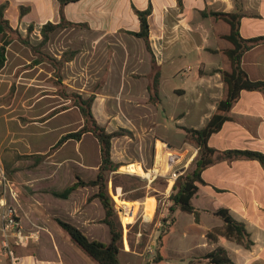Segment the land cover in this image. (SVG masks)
<instances>
[{
	"label": "crops",
	"instance_id": "crops-1",
	"mask_svg": "<svg viewBox=\"0 0 264 264\" xmlns=\"http://www.w3.org/2000/svg\"><path fill=\"white\" fill-rule=\"evenodd\" d=\"M239 3L243 9L242 37L263 36L264 0H82L64 9L66 22L77 26L57 30L50 36L45 50L58 59L68 50L77 51L75 58L65 64L64 83L80 94L95 96L93 114L109 133L119 129L141 133L145 154L142 153L140 160L125 162L132 165L149 162L152 156L147 155L146 146L154 149L159 160L165 152L161 143L164 142L178 153L182 149L178 164L187 159L185 166H188L196 159L198 150L185 140L182 145L174 146L158 135V128L170 124L185 137L184 128L202 129L218 112V104L227 93L222 75L215 71H231V61L224 51L233 45L223 38L230 34V25L209 13H234ZM3 4L8 5L5 19L21 35L26 37L29 26L34 27L33 40H42L45 24L61 22L57 0H0V6ZM149 8L152 10L148 17L150 50L135 35L141 30L138 12ZM5 39L0 33V46ZM15 43L16 40L7 48L14 55H7L8 61L0 72V203L17 208L21 234L25 237L19 240L15 233L11 234V249L17 264H98L57 222L61 219L72 223L90 239L110 243V230L102 222L105 210L100 201L86 199L82 210L74 203L75 197L88 187L79 188L68 199L53 195L76 183L78 178H85L78 174L75 182L63 186L60 150L47 160L52 169L47 173L27 171L29 166L25 168L24 161L16 159L17 155L47 154L64 135L60 119L64 112L55 114L53 126L49 125L51 119L43 127H36V132L22 124L33 100L43 102L39 109L41 116L62 107L63 100L47 82L53 73L47 64L39 68L38 74L33 73L34 69L18 75L17 71H4L11 62L18 69L21 60H27L21 49L14 47ZM242 66L252 81H264V43L243 55ZM42 73L47 79L38 77ZM157 76L159 101L155 103L152 89ZM13 86L15 89L11 90ZM227 115L229 120L212 136L210 146L221 152L249 150L264 154V93L243 91ZM48 134L52 138L50 142ZM113 149L112 145L114 159ZM87 150H78L73 156L72 162L78 168L87 166L86 159L94 151L89 147ZM81 157L85 160H80ZM127 170L135 172L133 168ZM203 178L206 184L200 186L193 198L200 220L194 214H179L166 246L164 264H211L207 256L218 248L226 251L232 264H264V166L257 160L220 158L205 170ZM10 188L17 197L11 195ZM166 194L164 206L169 214L172 205L169 189ZM149 202L154 203L148 214ZM138 203L142 220H153L158 211L157 199L147 197ZM220 209H227L236 221L245 225L253 242L251 248L223 236L216 241L208 238L209 233L225 227L223 220L215 215ZM2 211L0 205V264H11L2 249ZM137 219L128 225H134ZM122 253L131 256L126 264H134L136 258L142 259L141 264L148 263L145 254L138 251L137 243L126 234L121 242L120 261Z\"/></svg>",
	"mask_w": 264,
	"mask_h": 264
},
{
	"label": "trees",
	"instance_id": "trees-1",
	"mask_svg": "<svg viewBox=\"0 0 264 264\" xmlns=\"http://www.w3.org/2000/svg\"><path fill=\"white\" fill-rule=\"evenodd\" d=\"M60 5L61 22L59 24L47 23L44 25L41 31L42 40L38 45H33L30 42L29 36L33 31V26L28 28V36L22 37L18 29H13L10 22L5 19V10L7 4L0 6V33L3 34L6 39L3 45L0 46V71L4 69L7 61V47L10 46L15 40L19 41L24 46L30 48L38 56L37 64L47 62L53 68V86L57 89L56 95L66 101H71L72 106L79 109L83 119L84 126L77 132L70 133L62 137L55 148L60 147L68 140L81 141L86 134H92L100 146L101 164L99 167L98 175L96 179L85 181L78 178L77 182L66 188L61 192H53V195L61 198L68 199L70 195L77 191L79 188L97 187L98 192L94 194L90 200L98 199L105 210V218L103 223L106 224L110 230L111 241L109 244L103 243L99 240L90 239L80 228L72 223L66 222L61 219H57L58 224L62 229L70 236L71 240L92 260L98 264H121L120 251L121 242L124 239V230L120 221L116 204L113 197L119 195L118 187L114 185V196L110 195L109 180L113 173L119 171L122 167L121 164L116 163L112 158V144L113 140L117 137L132 135L131 131L121 130L113 133H109L105 127L101 126L93 114V104L95 102V96L92 95L85 98L82 94L76 92H68V88L64 85L63 79V67L66 63L71 62L77 55L76 51H68L58 59L52 57L43 52V48L50 40V36L59 29L69 28L77 26L71 22H66L64 17V9L66 6L78 3L82 0H57ZM23 8L21 9V16L23 15ZM152 10L149 8L145 11L138 12L141 30L135 35L142 38L147 48L150 50V27L148 17L151 15ZM209 16L216 20H224L231 27L229 35L223 36L224 39L232 43L233 48L225 50V55L229 58L232 64L231 71L218 70L215 73L222 75L223 82L226 89V98L218 104V112L211 118L208 124L202 129H190L184 128L185 141L193 145L198 150V155L194 160V168L190 169L187 173L180 176L173 187V191L170 195V201L172 205L169 209V215L164 220L166 228L159 237V246L157 248L156 258L152 263L146 264H164L167 260L166 246L170 235L175 231V226L178 221L179 214L190 213L194 214L197 221L200 220V212L193 205V198L199 191L201 185H205L206 182L203 178V173L207 168L212 166L218 159L224 158L229 160L246 158L251 160H257L264 166V154L249 150H230V151H218L210 146L209 142L213 135L219 133L223 128V125L229 120L228 113L231 111L234 103L240 98L243 91H258L264 93V81H252L242 66L243 55L255 48L256 46L264 43V35L260 37L245 39L240 32L241 20L243 18V9L241 3L237 5V12L234 13H221L211 12ZM8 34L10 35L8 37ZM12 36H16L15 39ZM158 76L153 84L152 101L158 103ZM58 111H55L57 114ZM27 155H17V160H26ZM47 155L38 157L39 161H44ZM9 173V170L7 171ZM215 215L220 217L225 227L223 230H216L213 233L208 234V238L212 241H216L219 236H223L228 240H232L251 248L253 242L251 236L248 233L245 225L236 221L227 209L218 210ZM207 258L211 264H232V261L227 256L224 249L218 248L214 252L210 253Z\"/></svg>",
	"mask_w": 264,
	"mask_h": 264
},
{
	"label": "rangeland",
	"instance_id": "rangeland-1",
	"mask_svg": "<svg viewBox=\"0 0 264 264\" xmlns=\"http://www.w3.org/2000/svg\"><path fill=\"white\" fill-rule=\"evenodd\" d=\"M32 33H33V31H32ZM27 36H28V34H27ZM12 37H14L15 39L17 38L16 36H12ZM22 37H24V36L22 35ZM26 37H24V38H26ZM29 39H30V42L35 46L41 42V41H37L35 39L34 40L31 39V35L29 36ZM16 42L17 43L13 44L14 47L17 50L21 49L22 56H25V58L30 63H27V60L23 59V60H21L22 66L20 68L16 69L13 67L14 63L11 62V65H8L4 71H6L7 73L17 71V75H18V74H22L24 71L34 69L33 73L38 74L39 68L43 65L45 66L46 64H47L46 66H48L53 71V68L47 62H43L41 64L36 65V61L39 59L38 56L34 52H32V50L30 48L24 46L23 44H21L17 40H16ZM68 51H74V50H68ZM68 51H66V52H68ZM43 52L47 55L54 57L52 54L46 52L45 47L43 48ZM10 54H13V53L8 51V49H7V55L10 56ZM7 61H8V57H7ZM7 61H6V63H7ZM35 67H36V69H35ZM64 67H65V65H64ZM64 67H63V69H64ZM62 73H63V70H62ZM38 77H43V78L45 77L46 78L47 76L44 73H42L41 75H38ZM52 77H53V73H52V76L50 77V79L47 80V82H49L51 87L56 89L53 86V83L51 80V79H53ZM63 79H64V76H63ZM79 80L82 82V81H86L87 79H78L77 81H79ZM64 81H65V79H64ZM64 85L66 86V88H68L69 93H71V92L79 93L77 91L71 90L65 83H64ZM14 89H15V87L13 86V88L11 90H14ZM55 93L56 92H54V94ZM57 96H59V95H57ZM83 96L85 98H88L92 95L84 94ZM62 100H63V106L58 108L56 111H58V113L64 112L62 118H60V119H62V122L64 124V135H63V137H64L67 134L79 131L84 126V119H83L79 109L72 106L71 101H66L63 98H62ZM58 102H59V99H58ZM42 103L43 102L39 103L38 101L33 100L31 102L32 108L29 111L30 113L28 114V116L26 115L23 118V121H21L23 125L29 126L28 129L31 130V132H33V131L36 132L38 130L36 127H40V126L43 127V123H46V121H49L51 119H52V122H50L49 125L53 126L55 124V120H53V118L55 117L54 111L52 113L48 114L47 116H41L39 114V112L42 111V110H39ZM50 103H51V100L49 99L48 104H50ZM161 115H162L161 117L165 119L163 112H161ZM57 122L59 123V121H57ZM121 130L122 129H119L117 131H121ZM47 131H48V129H47ZM117 131H114V132H117ZM111 133H113V132H111ZM158 135L163 137L164 140H168L174 146L182 145L184 143V140H185L184 134L182 132L177 131L175 129V127L170 125V124H168L167 127H164L163 125H161L158 128ZM140 136H141V133L132 132L131 136L125 135V136L117 137L113 140L112 145L114 147L113 152H114V159H115V160L114 159L113 160L116 162V159H117L116 163L121 164L122 167L119 169V171H117L116 173H113L110 176L109 191H110V195L113 197L114 196V193H113L114 187L113 186L116 185L118 187L119 192H120L119 195H116L113 197V200L116 204V209L118 211L120 221L121 220L123 221L122 227L124 230V236L126 234L129 240H132L134 243H137L138 251L145 254V259H146L145 261L152 263L153 260L156 258L157 248L159 246V237L164 232V230L166 228L167 223L164 222L165 221L164 219L166 217H168V215H169L168 212L166 211L165 206H164L166 201H167L166 192L169 189V195H171L176 181H171L169 179L168 174H167L171 169L170 168L171 167L170 162H167L168 168H166V162H165V165H163V162H160L158 160V156L154 153V149L153 148L151 149L148 146H146L147 155L152 156V159H150L149 162L144 163V164H136L135 163V165H132V164L125 162V160H132L134 162L136 160L141 159L142 153L145 150H144V147L142 149V145L144 143L141 145L142 139ZM51 139H52L51 136L48 134L47 135V141L50 142ZM81 141L78 142L75 140H68L58 148L57 147L55 148V146H56L55 145L51 149H48L47 154H45V155H47V158L44 161L38 160V157H43L44 155H27L30 157H28L26 160H23L24 161L23 162L24 167L26 168L29 166V168H26L27 171L33 170V171H37L39 173H47V172L52 170L50 168V163L47 162V160H49L51 157H53L60 150V155L62 157L63 165L59 169V172H61L63 175L61 183L63 184L64 187L71 185L73 182H75V179L78 176V174H79V176H83L85 178V181L94 180V179H96V177L98 175L99 167L101 164L100 150H98L100 148V146L98 144V141L96 140V138L92 134H89L88 136H86L84 141H82V142ZM161 143L164 144L165 153L166 154H168V153L174 154V155L178 156L177 161H179V158L181 155L180 152H184V151L181 149L180 152L178 153L177 151H173V149H171L168 146V144H166L164 142H161ZM88 147H89L90 151L92 150V148L94 151L89 156V160L86 159L87 166L84 167V165H81L80 168H78L72 162L73 156L75 157L78 150H80L81 152L85 151V150L88 151L87 150ZM143 154H145V153H143ZM190 155L191 154H189L188 157H190ZM80 160L84 161L85 159L83 160V158L81 157ZM167 160H168V158H167ZM186 162H187V159L184 163H180V164H178V162H177V164L175 163L176 165H174L172 170H178L179 169L181 171H184V174L187 173L190 169L194 168V161L188 166H185ZM158 164H159V166H157ZM127 168H130V169L133 168L135 170V172L131 173L127 170ZM154 169L159 170V175L156 178H154L153 176H149V174H148L150 170H154ZM169 186H170V188H169ZM97 191H98L97 187H94V188L88 187L87 190L84 189L82 192H80L75 197L74 203H76V204L78 203L80 205L81 210L84 209V207L86 205L85 200L90 199L94 194L97 193ZM147 197H155L157 199V202H158L157 214L153 218V220H151V221L150 220L149 221H143L142 218L140 217L141 213H143V212L140 211V204L138 203V201L146 200ZM90 201H92V200H90ZM153 203L154 202H152V203L149 202L147 204L148 208H149V210L147 211L148 214L150 213V209L153 207ZM125 210H126V213H125ZM162 214H164V215H162ZM136 215H137V217H136ZM147 218L149 219V216H147ZM134 219H137L136 223L132 226H129L128 224L132 223ZM178 235L179 234H177L176 236H178ZM128 257H131V256L129 254H125V253L121 254L122 264H126V259ZM134 260H135L134 264H141V262H142V259H140V258H136Z\"/></svg>",
	"mask_w": 264,
	"mask_h": 264
},
{
	"label": "built area",
	"instance_id": "built-area-1",
	"mask_svg": "<svg viewBox=\"0 0 264 264\" xmlns=\"http://www.w3.org/2000/svg\"><path fill=\"white\" fill-rule=\"evenodd\" d=\"M177 159H178V156L174 154H169V158L167 162H170L171 169L167 174L171 181H176L180 176L184 174V171H181L179 169L172 170L174 165H176L178 162ZM148 174L149 176H153L154 178H156L159 175V170H156V169L150 170ZM5 182H7L6 179H5ZM10 193L13 197H17V194L12 188H10ZM4 194L6 193L4 192ZM0 205L3 208V211L1 213V222L3 225V231H4L2 249H3V252L9 256L10 263L17 264L18 260L15 257L13 250L11 249L9 237L11 234L15 233L19 237V240L21 237L25 238L21 234L22 228L19 222L18 210L15 206L9 205L8 203L3 202V201H1ZM125 213H126V210H125Z\"/></svg>",
	"mask_w": 264,
	"mask_h": 264
},
{
	"label": "bare ground",
	"instance_id": "bare-ground-1",
	"mask_svg": "<svg viewBox=\"0 0 264 264\" xmlns=\"http://www.w3.org/2000/svg\"><path fill=\"white\" fill-rule=\"evenodd\" d=\"M168 153V152H167ZM167 158H169V153L166 154L165 152L163 153V155L161 156V158L159 159L160 162H163V165H165V162H167ZM159 166V164L157 165ZM162 167V166H161Z\"/></svg>",
	"mask_w": 264,
	"mask_h": 264
}]
</instances>
